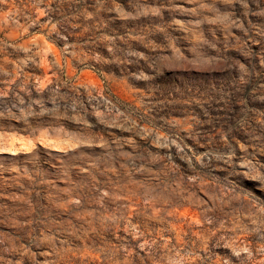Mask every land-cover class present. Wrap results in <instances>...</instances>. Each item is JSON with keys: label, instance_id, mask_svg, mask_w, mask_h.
Listing matches in <instances>:
<instances>
[{"label": "rangeland", "instance_id": "obj_1", "mask_svg": "<svg viewBox=\"0 0 264 264\" xmlns=\"http://www.w3.org/2000/svg\"><path fill=\"white\" fill-rule=\"evenodd\" d=\"M0 133V264H264V0H0Z\"/></svg>", "mask_w": 264, "mask_h": 264}, {"label": "clouds", "instance_id": "obj_2", "mask_svg": "<svg viewBox=\"0 0 264 264\" xmlns=\"http://www.w3.org/2000/svg\"><path fill=\"white\" fill-rule=\"evenodd\" d=\"M6 139H7L6 136H4V134L0 133V141H3V144H0V152L10 150L6 145ZM82 143H85V141L81 140L75 144H69L68 147L69 148H75V147H78ZM32 147H35V145L31 141H29V148H32ZM19 150H21V149H16V151H19ZM240 251L248 252V249L247 248L240 249L239 251H236L235 254L238 256L240 254Z\"/></svg>", "mask_w": 264, "mask_h": 264}, {"label": "bare ground", "instance_id": "obj_3", "mask_svg": "<svg viewBox=\"0 0 264 264\" xmlns=\"http://www.w3.org/2000/svg\"><path fill=\"white\" fill-rule=\"evenodd\" d=\"M29 141V140H28ZM27 143V142H26Z\"/></svg>", "mask_w": 264, "mask_h": 264}]
</instances>
